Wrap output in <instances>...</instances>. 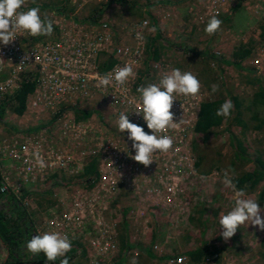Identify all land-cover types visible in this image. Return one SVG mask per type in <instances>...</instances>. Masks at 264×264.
Listing matches in <instances>:
<instances>
[{
    "label": "built area",
    "instance_id": "2783aa9c",
    "mask_svg": "<svg viewBox=\"0 0 264 264\" xmlns=\"http://www.w3.org/2000/svg\"><path fill=\"white\" fill-rule=\"evenodd\" d=\"M208 1L210 14H219L222 0ZM52 11L53 16L57 15L53 21L56 40L35 42L26 32H17L11 43L0 44V105L6 104L10 112V106L17 104V91L24 84L35 85L27 96L24 113L11 110L16 118L34 121L12 132L0 129V193L22 204L21 195L37 189H66L62 208L44 213L38 234L67 235L72 244L66 254L69 261L82 256L83 244H88L91 250L84 255L88 260L83 264H110L117 255L116 219L120 216L121 222L123 216L109 207L106 198H113L117 192L132 193L138 203L169 209L176 207V196L181 193V214L189 213L192 191L190 187L181 189L180 183L184 175L189 178L194 173L191 132L204 101L200 103V95L176 96L171 109L176 126L159 134L173 139L172 148L166 153H154L147 167L134 161L131 156L135 151L127 133L117 129L119 115L128 112L131 122L151 134L142 115L135 111L140 105L137 88L158 83L173 69L168 68L164 55L145 63L148 20L131 28L121 27L113 43L109 21L93 19L89 25H79ZM137 33L143 38L138 39ZM108 61L112 65L105 69ZM124 65L131 66L134 73L126 84L118 85L113 80L108 87L98 85L100 77L114 75ZM34 152L40 153L46 167L38 166ZM92 163L96 164L97 174L86 188L80 179ZM171 237L170 234L167 239ZM153 247L162 255V245L156 243ZM187 258L172 253L169 262L177 264ZM60 259L63 257L56 264Z\"/></svg>",
    "mask_w": 264,
    "mask_h": 264
},
{
    "label": "rangeland",
    "instance_id": "374dc122",
    "mask_svg": "<svg viewBox=\"0 0 264 264\" xmlns=\"http://www.w3.org/2000/svg\"><path fill=\"white\" fill-rule=\"evenodd\" d=\"M224 2H226L225 5H223ZM64 3L67 4V8L65 13L61 14L68 21L75 20L77 24L85 26L89 25L93 19L109 21L114 33H112L113 43H116L117 36L121 34V27L131 28L138 22L141 24L148 20L145 28V32L149 35V50L145 54L146 64L151 61L150 53L156 47L159 49L160 56H165L168 68L190 71L197 76L201 83V91L195 97L201 96L200 103L222 98L224 95L226 100L230 99L234 105L231 116L225 118L221 126L214 128L209 137L198 134L195 128L191 132L194 173L189 178L184 175L180 183L181 189L190 187L189 191H192V205L187 215L181 214L180 206L183 203L181 193L176 196V207L169 209L149 206L148 202L138 203L132 193L117 192L113 198H106L109 207L111 206L112 210L123 216L121 222L120 216L116 219L118 245L115 253L117 255L113 260H116L119 254H124L121 246L122 223L125 219H129L132 221L128 223L129 239L137 244V247L125 253L128 257L125 264H129L133 257L138 259L139 264H172L169 262L172 253L188 257L187 260L177 264H197L189 260L187 251L197 248L203 241L210 240L215 241L218 248L224 247L221 261L218 262L215 259L217 255H212L206 259V262L199 264H264V230L246 222L229 240L225 241L220 235L222 228L219 226L220 216L227 214L234 205L233 191L223 182L224 170L230 169L229 175L233 178L243 168L251 170L254 166L252 163L244 165L241 162H235L234 154L238 140L248 148V153L252 157H256L258 153H264V129L256 131L254 125L260 122L254 119V108H250L254 92L258 87L252 81L259 76H264V0H222L218 18L223 23L220 31L212 36L204 31L212 16L208 0H102L100 2L96 0H27L21 10L39 7L42 17L47 16L54 21L57 15L53 16L54 9L51 7L60 9L63 8ZM47 4L50 5L47 6ZM71 8H74L73 13L69 11ZM153 26L156 28L155 33L149 31ZM53 29L50 36H35L33 40L35 42L56 40L57 29L54 27ZM159 33L165 41L159 38V41L152 44V39ZM250 41L253 42L254 51L245 60L244 65L252 71L239 69L233 65L219 64L207 55L196 52L197 50L208 52L235 62L238 61L234 55L238 46ZM213 84L219 85V90L215 93L211 88ZM235 97L240 103V117L248 124L246 128L237 124L235 120L238 115ZM11 110L13 109L10 108V112H5V120L8 124L0 121V129L3 132H12L34 121L16 118ZM259 118H264V112L259 114ZM198 161H201L200 166H197ZM80 180L86 188L93 184L90 179H87L88 183L85 182L84 174L81 175ZM41 189L20 197L26 210V220L32 222L37 230L43 225L44 213L47 210L62 208L61 201L64 198L62 194L67 191L66 189L53 191ZM262 190H264V181L256 190L245 193V198L258 199ZM201 210H204L203 214ZM8 211L6 209L7 214ZM134 218L138 222L134 221ZM203 219L207 227L197 225ZM204 227H206L205 233L202 231ZM170 234L171 239H167ZM158 236L160 239L157 241ZM156 243L163 246L162 256L168 254V258L159 260L147 255L146 248L152 247L154 250L153 246ZM83 247L84 254L75 261H69L70 263L83 264V261L88 260V257L84 255L87 250H91V246L83 244ZM21 251L20 263L32 264L33 254L28 252L26 247H23ZM7 254V249L0 243V264L3 263Z\"/></svg>",
    "mask_w": 264,
    "mask_h": 264
},
{
    "label": "clouds",
    "instance_id": "9594fccd",
    "mask_svg": "<svg viewBox=\"0 0 264 264\" xmlns=\"http://www.w3.org/2000/svg\"><path fill=\"white\" fill-rule=\"evenodd\" d=\"M27 0H0V44L8 45L16 38L17 32H26L30 36H50L53 33V21L47 16H41L39 7H31L26 11H21ZM218 13L212 15L208 20L204 31L209 36L220 31L223 21L218 18ZM147 22H145V26ZM155 33L153 26L149 29ZM137 38L142 39L140 33ZM27 59V56H25ZM134 75L133 69L129 65L120 67L114 75L109 74L98 79V85L108 87L113 80L118 85H124L130 77ZM201 88V83L196 75L190 71H181L179 68L172 69L163 75L158 83H151L147 86H140L137 92L140 94V105L136 113L142 115L151 130V134L145 132L144 128L129 120L126 113L122 112L117 121V129L120 133H127L128 140L135 154L131 158L149 166L153 162V154L156 152L166 153L173 146V139L169 135H159L174 128L176 122L173 119V102L176 96L195 97ZM212 92L219 90V85L211 86ZM234 108L233 102L228 99L216 110V116L228 118ZM33 156L40 168L46 167L44 159L39 152H34ZM230 169L224 170V184L233 191L234 205L227 214H223L219 219V226L222 228L220 235L227 241L246 222L253 226H258L264 230V218L261 212L264 211L258 204V200L245 198L243 189H238L229 175ZM26 250L33 255L43 253L49 262L60 259V264H69L67 253L71 251L72 244L67 235L59 232H45L36 234L26 242ZM6 258V257H5ZM129 264H139L136 257L131 258Z\"/></svg>",
    "mask_w": 264,
    "mask_h": 264
},
{
    "label": "trees",
    "instance_id": "16d2710c",
    "mask_svg": "<svg viewBox=\"0 0 264 264\" xmlns=\"http://www.w3.org/2000/svg\"><path fill=\"white\" fill-rule=\"evenodd\" d=\"M50 4H47L49 6ZM67 8V4H63V8L57 9L55 6H52L51 9H54L58 13H65ZM71 13H73L74 8L69 9ZM63 15V14H62ZM159 38L162 41H165L159 33L158 36L152 39V44L155 41H159ZM253 42L250 41L248 43H241L236 49L234 55L236 60L232 61L229 59H225L222 56L209 54L204 51H196L199 54L207 55L210 59H214L219 64H227L233 65L239 69H246L248 71H252L251 68L244 65L245 60L253 54ZM151 58H159L160 53L159 49L154 47V51L150 53ZM108 64L104 65L105 69H108L112 65V61H108ZM108 65V66H106ZM254 84L258 85L257 89L254 92L253 99L251 101L250 108H254L253 112L255 113L254 119L258 120L260 124L254 125V128L257 130L264 129V118H259V114L264 112V76H259L252 81ZM35 85L34 84H24L16 93L17 104H12L10 107L19 114L24 113L26 109V99L30 92L33 91ZM226 98H218L214 100L205 101L201 104L198 120L195 125V131L205 136L209 137L210 133L214 128L219 127L223 124L224 117L216 116V110L224 103ZM236 107L238 109V115L236 117V122L240 126L246 128L248 124L241 119V112L239 111L240 103L238 99L235 97ZM5 112H6V104L0 105V121L2 123H6L5 120ZM87 115L90 112L86 113ZM8 124V123H7ZM258 152V151H257ZM235 162H241L244 165L252 163L254 166L251 170L242 169L241 172L237 173L236 176L232 178L233 183L236 185L238 189H243L245 193L252 192L257 189V187L264 181V153H258L256 157H252L248 153V148L238 140L237 149L235 151ZM201 165V161H198V165ZM97 174V167L95 163H92L85 171L84 177L87 179L93 178ZM2 180L1 168H0V184ZM88 181V180H87ZM7 199H10L7 201ZM258 204H264V190H262L258 195ZM8 209V214L6 212ZM204 213V210H201V214ZM26 210L22 206L21 202L9 194H1L0 193V243L7 249L8 258L6 262L3 264H23L20 263L19 254H21V249L26 245V242L31 239L33 235L38 234L37 229L34 228L32 222L26 220ZM194 220V219H193ZM195 222V221H194ZM198 222V221H196ZM200 222V221H199ZM127 219H125L122 223L123 235L122 237V249L124 254H119L117 259L114 260L113 263L110 264H125L128 257L125 254L128 250L134 249L137 247V244L133 243L129 239V225ZM200 226H206L205 220H201V223L197 224ZM207 227V226H206ZM206 227H204L203 233H205ZM199 228V227H198ZM200 229V228H199ZM201 230V229H200ZM264 246V245H263ZM147 255L150 258H156L159 260H164L169 257L168 254L158 255L152 247L146 248ZM224 251V247L218 248L216 246L215 241H203L201 244L195 248L187 251L189 256V260L194 263H204L206 259L212 255H217L215 258L218 262L221 261V255ZM56 261L49 262L46 260V257L43 253L32 255V264H56ZM69 264H73L70 263ZM74 264H81L79 262ZM106 264V263H103Z\"/></svg>",
    "mask_w": 264,
    "mask_h": 264
},
{
    "label": "bare ground",
    "instance_id": "6f19581e",
    "mask_svg": "<svg viewBox=\"0 0 264 264\" xmlns=\"http://www.w3.org/2000/svg\"><path fill=\"white\" fill-rule=\"evenodd\" d=\"M74 6V5H73ZM70 11V10H69ZM74 11V10H73ZM76 12V11H75ZM71 13V12H70ZM94 15V14H93ZM71 16H73V15H71ZM86 19V18H85ZM93 19V18H92ZM79 20V19H78ZM80 21H82V20H80ZM84 23V22H83ZM122 32V31H121ZM116 33H117V31H116ZM53 191V190H52ZM51 191V192H52ZM50 194V193H49ZM53 194V193H52ZM57 200V199H56ZM36 201H38V200H36ZM54 202H55V200H53ZM39 202V201H38ZM57 202V201H56ZM39 211V210H38ZM43 215V214H42Z\"/></svg>",
    "mask_w": 264,
    "mask_h": 264
},
{
    "label": "water",
    "instance_id": "95a60500",
    "mask_svg": "<svg viewBox=\"0 0 264 264\" xmlns=\"http://www.w3.org/2000/svg\"><path fill=\"white\" fill-rule=\"evenodd\" d=\"M7 258H8V254H7L6 258L4 259L3 263L6 262ZM3 263H2V264H3Z\"/></svg>",
    "mask_w": 264,
    "mask_h": 264
},
{
    "label": "crops",
    "instance_id": "0c3cea01",
    "mask_svg": "<svg viewBox=\"0 0 264 264\" xmlns=\"http://www.w3.org/2000/svg\"><path fill=\"white\" fill-rule=\"evenodd\" d=\"M160 53V52H159ZM4 124H7V123H4Z\"/></svg>",
    "mask_w": 264,
    "mask_h": 264
}]
</instances>
